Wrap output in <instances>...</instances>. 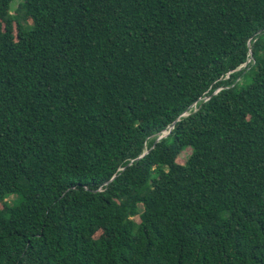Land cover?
Wrapping results in <instances>:
<instances>
[{
	"label": "trees",
	"instance_id": "trees-1",
	"mask_svg": "<svg viewBox=\"0 0 264 264\" xmlns=\"http://www.w3.org/2000/svg\"><path fill=\"white\" fill-rule=\"evenodd\" d=\"M0 264H264V0H0Z\"/></svg>",
	"mask_w": 264,
	"mask_h": 264
},
{
	"label": "rangeland",
	"instance_id": "rangeland-1",
	"mask_svg": "<svg viewBox=\"0 0 264 264\" xmlns=\"http://www.w3.org/2000/svg\"><path fill=\"white\" fill-rule=\"evenodd\" d=\"M16 6H17V3H12L11 4V7H12V10H14L15 8H16ZM190 154V150L189 149H187V150H185L184 152H182L181 154H180V156L177 158V163H179V164H184L185 163V161H186V158H187V156ZM141 210V209H140ZM140 212H138L137 214H136V216H135V220L138 222L139 221V216H140V214H139ZM101 234V233H100ZM100 234H97V236H100Z\"/></svg>",
	"mask_w": 264,
	"mask_h": 264
},
{
	"label": "built area",
	"instance_id": "built-area-1",
	"mask_svg": "<svg viewBox=\"0 0 264 264\" xmlns=\"http://www.w3.org/2000/svg\"><path fill=\"white\" fill-rule=\"evenodd\" d=\"M250 61H251V60L248 59L247 62L249 63ZM244 66H245V64L242 65V67H244ZM218 91H219V89L216 90V91L214 92V94L217 93ZM207 99H208V97L203 98L204 101H206ZM191 110H192V111H196V110H197V108H196V104H193V105L191 106ZM187 115H188V113H184L182 116H187ZM172 128H173V125H172V126H169L166 130H164V131L162 132V134H161V136H159V138L166 136V135L172 130Z\"/></svg>",
	"mask_w": 264,
	"mask_h": 264
},
{
	"label": "water",
	"instance_id": "water-1",
	"mask_svg": "<svg viewBox=\"0 0 264 264\" xmlns=\"http://www.w3.org/2000/svg\"><path fill=\"white\" fill-rule=\"evenodd\" d=\"M142 157V156H141Z\"/></svg>",
	"mask_w": 264,
	"mask_h": 264
}]
</instances>
